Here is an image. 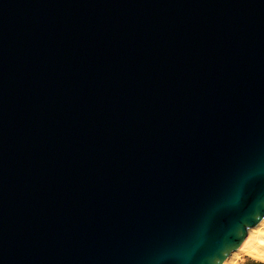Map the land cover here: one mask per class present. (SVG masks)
<instances>
[{
  "label": "water",
  "instance_id": "95a60500",
  "mask_svg": "<svg viewBox=\"0 0 264 264\" xmlns=\"http://www.w3.org/2000/svg\"><path fill=\"white\" fill-rule=\"evenodd\" d=\"M264 219V0H0V264H224Z\"/></svg>",
  "mask_w": 264,
  "mask_h": 264
},
{
  "label": "bare ground",
  "instance_id": "6f19581e",
  "mask_svg": "<svg viewBox=\"0 0 264 264\" xmlns=\"http://www.w3.org/2000/svg\"><path fill=\"white\" fill-rule=\"evenodd\" d=\"M257 227L254 228L256 229L255 231H257L254 232L256 233V236L251 237L248 241L242 244L240 246V250L243 249L249 256L253 258L264 259V234L259 230L260 228Z\"/></svg>",
  "mask_w": 264,
  "mask_h": 264
},
{
  "label": "rangeland",
  "instance_id": "374dc122",
  "mask_svg": "<svg viewBox=\"0 0 264 264\" xmlns=\"http://www.w3.org/2000/svg\"><path fill=\"white\" fill-rule=\"evenodd\" d=\"M257 228H260L259 230L264 234V221H262ZM255 230L256 229H252L249 231V237L246 241H248L251 237L256 236L255 235L256 233H254V232H257V231H255ZM247 259H253L256 261L264 262V259L253 258V257L249 256L243 249L240 250V248H239L237 251L232 253V255L228 258V260L224 264H244L247 261Z\"/></svg>",
  "mask_w": 264,
  "mask_h": 264
},
{
  "label": "trees",
  "instance_id": "16d2710c",
  "mask_svg": "<svg viewBox=\"0 0 264 264\" xmlns=\"http://www.w3.org/2000/svg\"><path fill=\"white\" fill-rule=\"evenodd\" d=\"M244 264H264V262L256 261L253 259H247V261Z\"/></svg>",
  "mask_w": 264,
  "mask_h": 264
}]
</instances>
